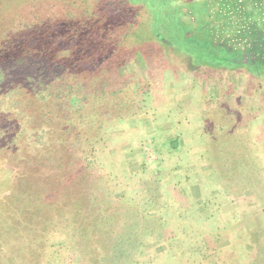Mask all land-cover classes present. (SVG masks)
Masks as SVG:
<instances>
[{
	"label": "rangeland",
	"instance_id": "374dc122",
	"mask_svg": "<svg viewBox=\"0 0 264 264\" xmlns=\"http://www.w3.org/2000/svg\"><path fill=\"white\" fill-rule=\"evenodd\" d=\"M0 42V264H264V0H0Z\"/></svg>",
	"mask_w": 264,
	"mask_h": 264
},
{
	"label": "trees",
	"instance_id": "16d2710c",
	"mask_svg": "<svg viewBox=\"0 0 264 264\" xmlns=\"http://www.w3.org/2000/svg\"><path fill=\"white\" fill-rule=\"evenodd\" d=\"M27 1H28V0H27ZM25 3H26V1L23 2L21 5H23V4H25ZM19 8H20V7H19ZM17 17H18V16H17ZM17 17H16V18H17ZM15 22H16V20H15ZM12 27H13V26H12ZM8 29H11V28H8ZM9 34H12V33H9ZM10 37H13V36H12V35H11V36H7L6 39H5L6 42L9 41V38H10ZM6 42H5V43H6ZM8 43H9V42H8ZM3 44H4V43L0 42V46H2Z\"/></svg>",
	"mask_w": 264,
	"mask_h": 264
}]
</instances>
